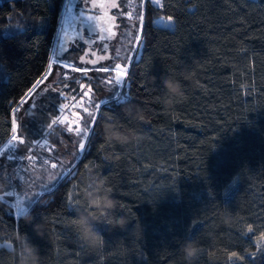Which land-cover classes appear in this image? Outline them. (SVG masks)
I'll return each mask as SVG.
<instances>
[{"label": "trees", "instance_id": "1", "mask_svg": "<svg viewBox=\"0 0 264 264\" xmlns=\"http://www.w3.org/2000/svg\"><path fill=\"white\" fill-rule=\"evenodd\" d=\"M65 3L0 0V148L13 135V119L20 135L29 90L52 63ZM115 11L120 28L110 57L119 49L122 59L88 64V75L64 68L86 87L68 80L71 87L61 82L59 89L80 98L91 85L87 103L96 119L73 109L82 116L79 125L64 122L47 131L45 124L62 113L64 101L57 91L48 95L38 119L49 144L18 145L27 168L16 188L29 198L41 194L39 203L26 223L0 200V243L17 245L14 235H25L38 246L40 264H264V0H120ZM170 16L171 29L157 22ZM128 31L131 36L122 35ZM79 53L72 49L70 60L84 69ZM117 62L129 64L128 86L121 90L130 102L96 109L111 95L101 91L115 87L104 82L115 73L96 69ZM162 75H174L183 89L170 108L159 99ZM151 77L161 90L151 88ZM129 107L140 108L146 122L133 121L125 112ZM93 123L96 134L86 139L67 131ZM110 123L133 129L135 138L110 142L104 135ZM23 124L27 140L39 125ZM33 153L48 164L37 167L38 160L33 166L27 160ZM68 171L72 175L57 181ZM93 179L105 181L131 223L124 231L97 223L102 236L87 246L69 199L85 202L83 189ZM37 223L44 225L43 236L33 230ZM187 242L197 249L191 259L183 250ZM11 249L0 253V264H17ZM233 251L243 259L229 260Z\"/></svg>", "mask_w": 264, "mask_h": 264}, {"label": "snow or ice", "instance_id": "2", "mask_svg": "<svg viewBox=\"0 0 264 264\" xmlns=\"http://www.w3.org/2000/svg\"><path fill=\"white\" fill-rule=\"evenodd\" d=\"M149 2H153V0H149ZM155 3H159V0H154ZM79 5V6H78ZM96 7H99L103 14L98 15L93 12V9ZM117 4L115 3V0H112L111 3L105 5V4H99L97 5L94 3V0H66V3L64 4V12H65V19L61 22V34L64 35L65 29L63 27L64 23H71L73 26H75V32L76 35L73 38V47L77 46V43L80 44H86L89 47L91 45L97 43L95 37L98 35L99 40V49L102 53H107L109 51L110 45L106 41H110L113 38L116 37L117 33L113 31V27H119V25H115V16H109L108 9L110 8H116ZM129 19H131V14H129ZM172 21L173 17H168V23H165L161 21L162 25L165 28L171 29L172 27ZM141 26L143 24V16L140 17ZM128 35L131 36V31H128L127 33H122V35ZM137 41L138 46H142V43L140 42V36L137 35L135 37ZM114 47V46H113ZM71 48L68 47L67 43L61 42L58 43L57 50L55 52L53 63H56L58 67L70 69L72 72H88L89 69H82L75 67L74 63L70 60V53ZM93 56H96L95 51L91 53ZM87 55V53L85 54ZM122 59L120 56L119 49L115 50V55L112 57L106 56V55H100L96 59L88 60L87 63L90 64H97L99 61H104L106 59ZM132 57H128V60L131 61ZM80 61L84 62V56L80 57ZM52 63L49 64V68L51 69ZM3 70V64L0 63V73H2ZM97 71L104 72V73H115L114 76H110L106 81H104L106 84H114V88H110L109 91L111 93L110 97L108 99H101L99 103L95 104L96 109H100L102 106H110L111 103H115L116 105L120 106L125 103L130 102L129 96L126 91H122L121 89H126L128 86V81L126 78L129 77V64H122V63H114L113 65H107L103 66L99 69H96ZM44 80H47V75L43 78ZM68 80H73V83L78 84L80 89H84L86 87L85 84L81 83L79 79H74L73 77L69 76L68 73H64L62 76V81L58 80L55 82H50L44 89H42V92H49V91H57L59 95H64L62 91H59V84L63 82V88H70L71 85L66 83ZM42 81H37V84L33 85V88L29 90V93H32L33 90L37 87L38 84H40ZM147 88L148 86L145 85ZM162 85H157L156 83L151 84V88L154 90H161ZM93 87L91 85L87 86V91L83 93L85 97H90V94L93 93ZM73 92L76 91L75 88L72 89ZM39 95V94H37ZM73 100H76V97H72ZM111 102V103H110ZM23 103V102H22ZM67 105H61V109L63 110L66 108ZM83 107V111L88 114L89 117H92L93 122L95 121L96 117L93 116V113L89 111L88 107ZM15 111H20V109H16ZM37 111H43V105L36 103L35 100L32 101V103L29 105L27 109L24 110V116L20 118L21 120V132L20 137L16 135L17 133V120L13 119L12 121V137L7 141V143L3 146V148H0V159H6L9 164H15L25 159V156L20 152L17 144L20 145H27L31 146L35 143L36 146L39 148H44L49 144L48 139L46 138V135L43 133L42 128L43 124L42 122L34 115ZM27 118L30 122H34L38 124L37 130L35 132L30 131L28 132V138L27 140L23 136V128L24 119ZM64 119L60 116H57L56 118L51 120V123L47 125L49 129H53L54 125L57 124H64ZM68 132H75L77 136H83L85 139L89 137V133L91 135H95V127L94 123L90 127L88 124H85L83 128L76 127L73 129L72 127L67 128ZM35 137H40L42 139H34ZM79 150L83 152L85 150V143L83 140L79 143ZM32 149L29 147V153H31ZM27 160L31 162L33 166L37 163L39 160V163L43 165H47L49 162V159L43 156H36L29 154L27 156ZM4 166L0 164V168H3ZM53 168L56 167V164L52 165ZM20 174V168L18 167H12L9 173V180L11 181L14 177L18 178ZM72 175L71 171H68L65 174H61L57 177V181H62L68 178V176ZM13 190L11 191H5L4 197H15L13 201H9L5 199L4 197H0V200H3L5 204H8V206L14 210V214L21 219L25 215H29L31 210L33 209V206L39 203V198L41 194H37L33 198H27L23 196H17L16 188L15 186H12ZM48 188L45 187L42 189L43 193H47ZM78 191V189H77ZM227 196V193L225 194ZM82 197L75 196L71 197L69 199V206L71 211L75 214L77 208H87V202L81 203ZM248 232H252L253 228L251 225L248 226L247 229ZM29 239L28 237H26ZM18 246L15 245V242H9L8 244L0 243V253L3 251H6L9 249V247ZM235 258L236 260L243 259L242 257L238 256L236 252L229 253V260H233Z\"/></svg>", "mask_w": 264, "mask_h": 264}, {"label": "clouds", "instance_id": "3", "mask_svg": "<svg viewBox=\"0 0 264 264\" xmlns=\"http://www.w3.org/2000/svg\"><path fill=\"white\" fill-rule=\"evenodd\" d=\"M156 77H151L152 83L156 82ZM160 84L163 85V94L160 96V103L165 108L173 106L175 100L183 95L182 85L174 75H162ZM126 114L133 120L140 123L146 122V117L140 108L133 110L131 107L125 109ZM104 135L110 142L125 144L133 140L136 133L133 129L127 131L117 127L116 124H107ZM83 199L87 202V208L76 209V223L82 242L87 246L97 244L102 234L96 230L95 225L103 222L112 229L124 231L131 223L129 213L118 198L112 195L110 189L105 188L103 179H93L87 183L83 189ZM123 213V214H117ZM26 223H31L33 217L25 215ZM44 225L42 223L33 224V230L37 235L43 236ZM14 239L18 247L12 248L11 253L16 257L17 264H40L41 257L38 246L32 244L25 235L16 233ZM185 255L191 259L197 254V249L191 242L183 246Z\"/></svg>", "mask_w": 264, "mask_h": 264}, {"label": "rangeland", "instance_id": "4", "mask_svg": "<svg viewBox=\"0 0 264 264\" xmlns=\"http://www.w3.org/2000/svg\"><path fill=\"white\" fill-rule=\"evenodd\" d=\"M153 2H154V0H153ZM160 2H161V0H159V3ZM155 4H157V3H155ZM161 21H163L165 23H168V17H161V18L157 19L158 23H161ZM113 44H114V42H113ZM83 45L84 44L77 43V46L76 47L72 46V48L73 49L74 48L80 49L81 46H83ZM56 47H57V44H55V47H54V51H53V55H52V61H53V58H54V55H55V52H56ZM92 52H93V49L88 50L87 52H81L82 56H84V62L83 63L87 64V65H84L86 69H88V64H90V63H87V61L91 60L92 58H94L93 55L91 54ZM86 53H87V55H85ZM80 56L81 55H79V60H80ZM105 62H106V60L102 61V64L105 63ZM64 73H66L64 68L58 67L56 63L52 62L51 69L48 68L46 74L39 80V81H42V82L37 85V87L33 90L32 93H29V95L27 97L28 100H29V103L31 104L32 101L35 100L36 103L41 104V105H45L48 95L50 93H55L56 91H49V92L45 93V92H42L41 90L44 89L50 82H55V81L61 80ZM46 75H47V80H44L43 78ZM61 85L62 84L60 83L59 86H58L59 89H60ZM109 92L110 91H104V92L101 91V94L103 95V94H107ZM37 94H39V95H37ZM62 96H64L63 97L64 101H62L61 105H67V107L62 110V113L59 116L61 118H63L65 123H67L69 125H71V124H78L79 125V123L81 122L82 116L80 115V113H77V112L73 113L72 110L73 109L83 108V107H81V105H83L84 107H88V109L90 110L91 105H89L87 103L89 97H85V96H82L80 98L76 97V100H73L72 98H68L65 93ZM61 105H60V108H61ZM28 107L29 106L24 107L23 110L27 109ZM40 114H41L40 111H37V112L34 113V115L36 117H39ZM23 116H24V111L22 113V117ZM23 122H26L27 124H29L31 128H34V126H35L34 122H30L27 118H25ZM50 123H51V121H50ZM48 124H45V125H48ZM49 130L50 129L47 127V131H49ZM16 135L18 136V138L20 137V135H18L17 133H16ZM42 142L43 141L41 140V143ZM18 145L19 144H17V146ZM32 155H36V156L40 157L38 154H35V153H33ZM52 163H53V161H52ZM0 164H2L4 166L3 168H0V195H2L4 197L5 191L13 190L12 186H15V188H16V184L18 183V181L20 179L21 180L24 179V171H25L24 168H27V166L25 164H23L22 161H20L18 163H15V164H9V162L6 159H0ZM53 164H55V163H53ZM12 167L20 168V174H19L18 178L14 177L10 181L9 180V173H10V170H11ZM37 167H41V164L37 165ZM16 192H17V196H23V197H27V198H29L31 196L30 194H23V193L20 194L18 192L17 188H16ZM5 198H7L10 201H13L15 199V197H5Z\"/></svg>", "mask_w": 264, "mask_h": 264}, {"label": "flooded vegetation", "instance_id": "5", "mask_svg": "<svg viewBox=\"0 0 264 264\" xmlns=\"http://www.w3.org/2000/svg\"><path fill=\"white\" fill-rule=\"evenodd\" d=\"M111 2H112V1H109L107 4H109V3H111ZM115 3L117 4V7H116V8H110V10L115 14V20H116V22H117L116 25H119V24H120L119 14H118L115 10L119 8L120 0H119L118 2H115ZM78 6H79V5H78ZM93 11L98 12V11H99V8L96 7L95 9H93ZM119 28H120V25H119L118 28L116 27V29L118 30V31H117V35H116V37L113 38V39L110 40V41H106V42L109 43V45H110L109 51H108L107 53H102V52L100 51V49H99V40H98V35H97V36L95 37L97 43L91 45V47H89L88 45L84 44V45L81 46V48L79 49V50H80L79 55L82 56V53H81V52H87L88 50L93 49V51H95V53H96V56H93L94 58H92V59H96V58H97L98 56H100V55H106V56H109V57H110V56H111V52H112V51H111V50H112V45H113V42H114V43L116 42V39H117V36H118V33H119ZM58 34H59V31H58ZM57 42H58V36H57L56 44H57ZM72 46H73V43L70 44V48H71V49H73ZM56 49H57V47H56ZM73 50L76 51V50H78V49L74 48ZM81 56H80V57H81ZM109 59H110V58H109ZM109 59H106V61H108ZM100 64H102V61H99V62H98L97 64H95V65H93V64H89V65L96 66V65H100ZM89 68H90V67H89ZM88 73H89V72H86L85 74L88 75ZM89 75L92 76L91 73H90Z\"/></svg>", "mask_w": 264, "mask_h": 264}, {"label": "water", "instance_id": "6", "mask_svg": "<svg viewBox=\"0 0 264 264\" xmlns=\"http://www.w3.org/2000/svg\"><path fill=\"white\" fill-rule=\"evenodd\" d=\"M109 1H112V0H94V3H96L97 5L99 4H105L107 5V3ZM119 0H115V2H118ZM99 8V7H98ZM95 14H98V15H102L103 12L102 10L99 8V11L98 12H95L93 11ZM108 14L109 16H115V14L110 10L108 9ZM65 19V12L63 13V16H62V21ZM61 21V22H62ZM116 20L114 21V24L116 25ZM63 27L65 29V33L64 35L61 34V26H60V29H59V34H58V42H57V46H58V43H61V42H64V43H67L68 44V47L70 48V44L73 42V38L74 36L76 35V32H75V26H73L70 22L69 23H64L63 24ZM113 31H115L117 33V29L116 27H113ZM57 50V49H56Z\"/></svg>", "mask_w": 264, "mask_h": 264}]
</instances>
